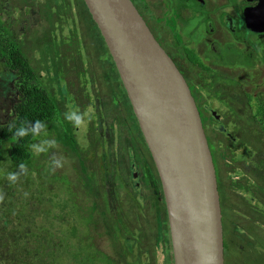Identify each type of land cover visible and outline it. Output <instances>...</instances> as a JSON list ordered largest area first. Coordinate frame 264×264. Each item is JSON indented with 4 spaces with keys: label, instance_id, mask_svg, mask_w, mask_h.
I'll use <instances>...</instances> for the list:
<instances>
[{
    "label": "rangeland",
    "instance_id": "obj_1",
    "mask_svg": "<svg viewBox=\"0 0 264 264\" xmlns=\"http://www.w3.org/2000/svg\"><path fill=\"white\" fill-rule=\"evenodd\" d=\"M21 1L25 2V0H0L2 17L4 20L8 16L11 19L15 18V24L7 23L9 29L16 31L19 43H27L33 46L34 39L23 35L25 32H39L43 26L47 25L40 23V8L45 0H28L29 2L26 0L24 4H21ZM77 2L78 6L76 0H66V7L70 6L74 12L72 13L70 9L68 13H63L61 16L63 21L54 23L52 31L48 27V39L44 47L51 55L64 48H80L79 56L80 59H83L78 74L85 78L93 75L95 71L99 72L100 64L97 63L96 56L99 53V48L102 47V38L95 24L89 18L84 4L79 0ZM77 16H80L81 19H78ZM74 20L75 24L71 23ZM25 24L29 25L26 26ZM153 31L164 49L174 58L172 48H168L162 41L158 28H153ZM217 35L221 37L219 33L215 37ZM35 43L37 42L35 41ZM82 46L86 48L85 52ZM36 55L38 56L39 53ZM44 55L42 50V62L38 60L39 63L41 62V80L47 92L53 96L56 105L61 109L64 108V115L69 116L68 122L62 121L61 124L64 128L68 124L72 126L73 132L70 135L74 137L73 145L80 148H76V150L71 148L70 140H61L58 133L40 139L33 148L34 164L37 165V169L45 168V173H50V169L53 168V171L56 170L57 173H60L59 178L66 177V180L71 181V186L76 195L74 197L71 195L70 198L75 200L76 206L77 203L80 205V207H76L69 199V195L66 194L67 185L61 187L64 193L56 196L53 195L57 190L56 187L55 189L49 186L45 187L48 194L43 193L42 200L46 207L41 213L45 217L47 212H50V225L54 231L59 234L58 226H61V232L67 236L69 241H72L69 242L60 238L64 239V242L62 246L59 245L57 256L61 259L65 256L66 250L72 246L74 247L73 250L76 249L77 252L67 251L71 264H173L170 242H166L168 239L170 240L167 223L162 226L161 238L157 230V218L162 217L164 219L161 201L163 194L160 181L153 173L152 160L148 157L145 145L140 141L139 146H134L136 144L135 137L132 135L130 137L126 133V129L129 127L123 125L122 122H116L114 117H111L110 110L106 109L107 102L101 106L93 95L85 96V89L83 91L80 90V87L71 89L72 96H77V98H73L75 102L77 101L76 105H73L72 101L59 100L56 95L57 87L47 78L46 65L52 67L53 62L50 61V56L45 57ZM215 66L218 67L219 65L215 64ZM179 67L184 69L182 66ZM193 67V63H191L189 70L191 71ZM210 74H214V72L211 70ZM210 74L208 73L206 79H226L222 75L216 77ZM112 77L114 79L112 85L114 91L109 96L107 94L110 90L103 84V78L99 76L92 79L97 83L99 80L101 81L99 88L106 101L112 98L117 99L120 103V112H122L121 109L129 108V105L127 106L124 94L120 90L115 72L112 73ZM83 81L88 82L87 80ZM97 83L95 89L98 88ZM49 84H52L53 87H47ZM243 84L245 85V82ZM244 85L241 87H246ZM199 89L206 94L203 104L206 106L211 104L210 109L213 106L212 110L215 111V115L222 119L220 122L217 119L212 122L205 120V124L211 125L216 133V139L220 140L221 148L218 149L219 153L221 152L220 155L231 161L233 168L229 165L227 168L233 172V177H241L242 173L246 172L242 167H249L244 183L252 184V189L241 185L230 191L226 185L219 186L220 202L222 205L224 204L222 206L225 214L224 220L228 222L224 227L225 242L226 245H229V249L226 248L225 251V264H264V230L258 229L257 226L260 224H257L254 230L250 229L249 240L246 239V241L241 242L242 244H240V237L233 230L235 221L233 208L249 210L261 206L259 208L264 213V131L259 126L258 120L249 118V116L252 118L253 115L260 113L262 108L249 98H238L228 94L227 91H224L221 81L219 84H215L212 89L207 84ZM234 90L236 94L242 93L240 87L235 86ZM246 90L250 93L258 90L264 91V87L251 88L248 85ZM192 91L194 93V90ZM227 108L236 114H231ZM100 114L101 117H98ZM227 115L232 116L225 118ZM205 118L208 120V116ZM129 126L136 130L131 124ZM91 127L93 129L89 130ZM131 128L129 129L131 130ZM137 137L140 139L139 136ZM126 146L129 147V150H126ZM209 146L214 157L217 175H219L221 168L218 163L219 159H217V150L211 143ZM106 154H109V157L105 158ZM84 161L90 165L89 170H85V172L82 169ZM99 164L102 166L96 170ZM6 169L7 164L0 167V171ZM98 173H102L105 177L103 192L108 203H110L108 206L110 213L113 210L111 214L117 215L116 212H119L118 209H120L117 206L120 203L127 204L125 218H129L125 222L119 217L111 218L110 214H106L100 189L95 182L94 184L90 182L93 177L98 176ZM225 175L224 173L223 178ZM257 175H261L263 178L260 180L263 185L257 186L256 193L253 190L256 185L253 181L254 176ZM24 177H29L34 181L37 177V170L31 169L28 171V175L25 174ZM237 178L242 182L243 179ZM54 179L55 177H50L46 180L52 182ZM16 180L8 177L6 182L1 184L0 205L3 201L8 203L9 199L14 201L16 199L17 204L20 203L19 206L30 211V208L27 209L26 206L30 196L24 191L25 187L19 188L14 184L15 182L20 183L22 179ZM11 181L15 182L10 184ZM61 181L63 182L64 179ZM136 183L140 187L134 189L133 185ZM61 184L59 183V186ZM39 193L41 191L36 189L32 192L31 197L35 198ZM137 193L141 208L137 209V212L140 213L133 214L138 206L131 204L129 200L136 197ZM153 193L157 194L159 204L151 205L150 199ZM5 194L6 199H2ZM243 212L247 214L246 211ZM8 228L11 226L8 225ZM245 246L254 250L250 253L251 260H248L244 254ZM240 247L243 248V251ZM155 250H157L156 253ZM68 258L64 261L68 262Z\"/></svg>",
    "mask_w": 264,
    "mask_h": 264
},
{
    "label": "water",
    "instance_id": "obj_2",
    "mask_svg": "<svg viewBox=\"0 0 264 264\" xmlns=\"http://www.w3.org/2000/svg\"><path fill=\"white\" fill-rule=\"evenodd\" d=\"M102 35L154 163L173 264H225L220 196L182 73L131 0H82Z\"/></svg>",
    "mask_w": 264,
    "mask_h": 264
},
{
    "label": "trees",
    "instance_id": "obj_3",
    "mask_svg": "<svg viewBox=\"0 0 264 264\" xmlns=\"http://www.w3.org/2000/svg\"><path fill=\"white\" fill-rule=\"evenodd\" d=\"M79 1L83 3L82 0ZM27 2L29 1L27 0ZM20 3H26V0L25 2L21 1ZM65 4L66 0H45L40 8V23L47 25L45 27L43 26L39 32H36L35 39L37 43L41 44L43 49L45 48L44 45L48 39V27L52 31L54 23L63 21L61 17L63 13H68L71 9L70 6L66 7ZM76 4L78 6L77 0ZM86 11L91 21L95 24L87 8ZM71 12L73 13L74 11L71 9ZM2 14L3 12L1 13L0 9V167L7 164V169L0 171V187L2 183L6 182L8 177H11L12 180H16L18 178L22 179L20 183H16L15 181L13 182H15L14 184L19 186V188L25 187L24 191L30 196L26 205L27 209L30 208V211L19 206L20 203L17 204L16 199L15 201L9 199L8 203L3 201L0 205V264H71L67 256V251H77L76 249L73 250L74 247L70 246L68 250H66L65 256L61 259L57 256V253H59V245L62 246L64 239L67 241H69V239L61 232V226H58L59 234L54 231L53 227L50 225V212H47L45 217L41 213L46 207L45 202L42 200V196L44 192L47 193L45 188L46 186L53 187L54 189L56 187L57 190L53 193V195L56 196L58 194H63L64 192L61 187L67 185L68 191L66 194L69 195V199L72 201L73 205L76 206L75 200L70 198L71 195L74 197L76 192L71 186V181L69 182L66 180V177L59 178L60 173H57L56 170L53 171V168L50 169V173H45V168L38 170L37 165L34 164L35 154L33 150L34 146L38 143L37 141L45 139L48 135L58 133L61 140L68 135V131H65V128L61 124L63 121L62 115L65 114V110L64 108L61 109L56 107L55 101L48 94L47 89L39 81L37 70L32 66L27 56V52L30 50L31 46L27 43H19L15 31L9 29L7 23H16V19H11V17L8 16V18L4 20ZM67 17L69 18V16ZM72 18L74 19V16H72ZM77 18L81 19L80 16H77ZM11 20L13 22H11ZM71 23H75V20ZM25 25L28 26L29 24ZM45 32L46 34H44ZM99 35L102 38V47L99 48V53L96 56V61L100 64L98 74L103 78L102 80L104 81L105 86L111 87V84L114 83L112 73H116L120 84V90L124 94L127 106L129 105V108H125L126 115H124L125 119L128 121L127 127L131 128L129 126V124H131L136 128V130L131 128L132 132L135 134H133L129 128H127L126 133L130 136L133 135L138 144L142 141V144L145 145V150L148 151L149 159L152 160L134 117L125 89L117 73L115 64L100 32ZM46 52L48 51L46 50ZM57 54L58 50L55 51L52 56L54 62H58L59 57ZM79 69H81V66ZM58 72L59 68H56L52 74V79L56 84L57 94L62 97L65 96L66 88L60 82ZM83 80H88V78L85 77ZM97 89H99V87ZM67 96L71 97L69 91ZM114 104H117L116 99L114 100ZM202 105L204 106V104ZM115 110L116 109H111L109 111V113H111V117H115L118 122H125L123 116L120 113L117 114ZM200 116L204 128L206 119L202 114ZM213 120L214 117H209L206 121L212 122ZM258 121L260 127H262V130L264 131V120L258 119ZM204 131L208 144L211 143L212 146L218 150L221 146L219 145L220 140L216 139L215 134H213L211 129L207 131L204 128ZM137 136H139L140 139H138ZM72 143L74 144L73 138ZM73 144H71V148L76 150V147ZM104 157H109V154H106ZM217 159L220 160V156H218V154ZM152 165L153 173L157 180H159L153 161ZM89 166L90 165L87 164V161H84L82 164L83 171L85 172V170H89ZM101 166L102 165L99 164L97 170H99ZM31 169L37 170V177L34 181L29 177H24L25 174L28 175V171H31ZM217 174L218 173L216 172L217 189L219 192V186L223 185V176ZM50 177H55V179L52 182H49L46 179ZM61 179H64V181L62 182ZM103 179L104 176L102 173H98V178H96L95 182L103 197V205L106 207V213H109L111 218L119 217L125 222L126 219L129 218H125L126 209L128 208V206H126L127 204L125 205L124 203H120L117 206V208H120L118 209L119 212H116L117 215L110 213L108 207L110 203H108L106 195L103 192V188H105ZM13 182L11 181L10 184H13ZM59 183L62 184L59 186ZM231 184L235 185V181L233 179H231ZM243 186L248 188L249 184L244 183ZM138 187H140L138 183L133 185L134 189H137ZM36 189L40 190L41 193L33 198L31 197V194L36 191ZM2 199H6V194L2 197ZM150 200L151 205L155 203L159 204L158 196L155 193L151 194ZM161 201L163 205L164 219L162 217L157 218V230L160 233V238L162 237V226L167 223L164 201L163 199H161ZM129 202L138 206V208L134 210L133 214H135L137 209L141 208L139 206L138 193L137 196L132 197ZM220 205L223 206L224 204L222 205L220 202ZM76 207H80V205L77 203ZM120 211L123 212L120 213ZM221 213L225 252L226 248L229 249V245H226L225 242L224 230L225 224L228 222L224 220L225 214L223 216V207L221 209ZM8 225H10L11 228H8ZM233 230L235 233L236 230L234 227ZM236 233L237 236L240 237V244L250 238L248 237L247 232ZM59 241L61 242L59 243ZM166 242H170V240L168 239ZM240 249L243 251V248L240 247ZM252 251L254 250L245 246L244 254L248 260H251L252 258L250 254ZM66 258H68V262L64 261Z\"/></svg>",
    "mask_w": 264,
    "mask_h": 264
},
{
    "label": "flooded vegetation",
    "instance_id": "obj_4",
    "mask_svg": "<svg viewBox=\"0 0 264 264\" xmlns=\"http://www.w3.org/2000/svg\"><path fill=\"white\" fill-rule=\"evenodd\" d=\"M131 1L135 5L141 16L144 18L154 37L156 38L153 28H158L161 33L160 36L162 41H164L168 48H172V51L174 52V58H172L165 49L164 50L172 58V60L182 73L184 79L186 80L191 90V94L195 100L196 106H198L197 109L199 115L202 114L204 117L208 116V119L209 117H214V119H217L219 122L220 120H222L215 115V111L212 110L213 106L212 109H210L211 104H207V106L202 105L204 103L202 101V98L204 100L206 94H204L199 89L206 84L209 85L212 89L215 84H219V82L221 81L223 88L225 89L224 91H227L228 94L236 96L238 98H249L253 100L258 107L262 108L260 113L253 115L252 118L249 116L250 119L264 120V91L258 90L257 92L253 91L250 93L246 90V87H248V85L251 86V88L264 87V0ZM11 22L13 21L11 20ZM217 33H219L221 37H219L218 35L217 37H215ZM35 35L36 32H25L23 35L29 36L34 39V45L31 46L30 50L27 52V56L32 66L37 70L38 79L42 84V71L40 70V64L42 62V50L45 54L44 56H50V61L53 62L52 67L50 65H46V71L48 81L53 83L55 86L56 84L52 79V74L54 73L56 68H59L58 75L60 77V82L66 88L65 96L61 97L60 95L56 94L59 100L72 101L73 105H76L77 101L75 102L73 98H77V96H72L73 93L71 89L80 87L81 91L85 89V92L88 93L89 88V95L85 93V96L87 95L90 97L91 95H93L96 101L99 102L101 106L107 102V110L116 109V113H120L125 119V108L121 109L122 112H120L119 101L116 99V105L114 104L115 98L106 101L104 94L100 91V88L95 89V84L97 82H94V79L92 78L99 77L98 71H95L93 75L87 77V83L84 82L83 78L79 76L78 69L81 66V60L83 59H80L79 56L80 48H64L58 50L59 53L57 54V56L59 57V59L58 62H54L52 58L54 54L51 55V53L46 52V49H43L40 43H35ZM16 36L18 40V35L16 34ZM156 40L158 41L157 38ZM159 44L161 45L160 42ZM83 50L85 52L86 48H83ZM37 53H39L38 56L36 55ZM38 60H40L41 62L39 63ZM191 63H193L194 67L190 71L189 65ZM215 64L219 66L217 67L215 66ZM179 66H182V68L184 69L182 70ZM195 66H197L198 68H196ZM211 70L214 72V74H210ZM208 73L216 77L222 75L226 79L209 80L206 79ZM244 82L245 85L243 84ZM97 84L99 87L101 81L99 80ZM242 85L246 87H241ZM235 86L240 87L242 93L236 94L234 90ZM47 87H53V85L49 84V86ZM106 87H108L110 90L107 94V96H109V94L112 93L114 89L113 86ZM192 90H194V93ZM68 91L71 97L67 96ZM49 95L53 98L51 94ZM200 105L201 107H199ZM56 107L59 108L57 105ZM227 110L230 111L228 108ZM231 114L235 115L236 113L231 112ZM230 116L232 115H227L225 116V118H230ZM62 117L63 121L68 122V115H62ZM98 117H101V114ZM114 120L118 122L115 117ZM122 123L123 125H128V121L126 119L125 122L123 121ZM204 128L207 131L211 129L216 137V133L214 132V129L210 124H205ZM92 129L93 127H91L89 130ZM65 131H68V135L64 137V140L69 139L70 143L73 144L72 138L74 137L73 135H70V133L73 132L72 126L70 124H68V126H65ZM135 142L136 144H134V146H139L136 139ZM76 148L79 147L76 146ZM126 150H129L128 146H126ZM220 153L217 150V154L218 156H220V175L223 176L224 173L226 174L222 180L223 185H226L229 191L232 189L235 190L241 185L242 187H244L243 184L246 180L249 167H242V169H244L246 172H243L244 174L242 173L241 177H233V172L227 168L228 165L233 168L231 161L226 157L221 156ZM237 177L243 179L242 182L237 180ZM96 178H98V176L93 177L90 182L94 184ZM231 179L235 181V185L231 184ZM260 180H263L261 175L254 176L253 183L256 185L253 187V190H255L256 193L257 186L263 185ZM251 186L252 184L249 185L248 188L252 189ZM259 207L251 208L249 210L233 208V211L235 212V221L233 226L236 232H247L249 234L250 229L254 230L257 224H260V226H257L259 230H264V213L261 212ZM243 211H246L247 214H245ZM156 251L157 250H155V253Z\"/></svg>",
    "mask_w": 264,
    "mask_h": 264
},
{
    "label": "clouds",
    "instance_id": "obj_5",
    "mask_svg": "<svg viewBox=\"0 0 264 264\" xmlns=\"http://www.w3.org/2000/svg\"><path fill=\"white\" fill-rule=\"evenodd\" d=\"M112 212H113V210H112Z\"/></svg>",
    "mask_w": 264,
    "mask_h": 264
}]
</instances>
